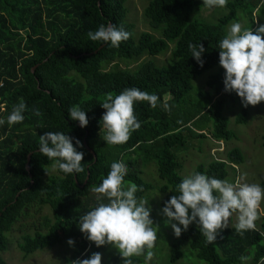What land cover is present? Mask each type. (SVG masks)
<instances>
[{"label":"trees","instance_id":"16d2710c","mask_svg":"<svg viewBox=\"0 0 264 264\" xmlns=\"http://www.w3.org/2000/svg\"><path fill=\"white\" fill-rule=\"evenodd\" d=\"M128 2L0 0V118L5 120L0 125V264H8L5 255L15 231L21 233L17 246L24 259L57 247L73 250L63 264L88 258L93 252L102 255L106 244L97 247L89 241L78 220L101 202L97 196L102 194L91 189L107 175L113 161L127 164L124 180L140 186L136 196L144 200L154 190L145 170L153 166L154 173L147 178H154L157 171L163 207L183 178L179 172L184 152L201 139L226 143L236 137L224 115L226 106L229 112L239 104L236 123H247L252 105L243 106L235 92L224 90L218 41L242 16H247V29L255 32L263 24L256 19L264 0H227V12L214 23L198 17L205 7L203 0H146L143 14L154 33L136 31ZM195 14L197 18L192 19ZM109 23L131 33L119 47L91 41L87 36L89 30ZM199 42L206 49L202 66L188 48L189 43ZM169 51V63L160 65L157 58ZM133 63L138 64L131 67ZM213 69L208 75L209 90L200 88L195 94L193 83ZM131 87L155 93L157 106L135 102L134 115L141 127L127 142L108 145L103 140L107 130L101 121L106 110L100 104L108 94L115 96ZM21 100L27 106L25 119L8 125V114ZM76 104L86 111L88 124L83 128L67 114ZM48 131L64 132L82 142L83 148L78 150L85 153L83 172L64 174L40 154L39 136ZM73 143L75 146V140ZM30 154L29 173L26 166ZM244 160L242 150L235 147L226 153V159L199 163L194 170L227 179L229 169L236 175V167ZM260 185L264 186V179ZM218 232L220 235L209 244L197 225L190 224L172 245L170 263L183 260L187 250L206 264H241L239 257L248 256L251 250L254 264L264 260V214L258 215L255 228L243 235L234 226ZM69 238L75 241L73 246L68 245ZM131 259L133 264L144 262L138 256ZM101 264H123V258L114 254L108 260L102 258Z\"/></svg>","mask_w":264,"mask_h":264},{"label":"clouds","instance_id":"9594fccd","mask_svg":"<svg viewBox=\"0 0 264 264\" xmlns=\"http://www.w3.org/2000/svg\"><path fill=\"white\" fill-rule=\"evenodd\" d=\"M226 3L227 0H203L208 8L223 7ZM130 35L123 26L111 23L107 26L101 24L87 33L91 41L104 42L111 47H119L121 41L128 40ZM188 48L191 56L202 66V54L206 51L204 45L201 42L189 43ZM218 49V63L224 69V90L235 92L245 107L264 101V24L253 32L242 28L239 21L231 23L218 41ZM138 101H147L150 107L155 108L158 96L131 87L115 96L108 94L100 104L106 110L101 117L107 130L103 137L106 144H123L133 131L141 127V122L134 115V103ZM26 107L23 100L15 104L7 116V124L22 122ZM67 114L73 121H78L80 127L87 126L86 111L80 105L70 106ZM4 123L5 120L0 118V125ZM38 146L40 154L53 161V169L64 174H78L85 170L82 163L85 153L78 150L83 148L79 139L64 132L48 131L39 136ZM127 171L128 166L122 160L111 163L107 175L91 189L102 194L97 196L101 202L80 215L78 225L97 247L112 244L123 258V264H133L131 257L151 249L157 232L150 218L152 208L146 206L148 201L136 196L140 186L124 180ZM262 200L264 186L258 183H233L194 170L180 180L176 193L164 202L160 214L166 217L164 223L171 226L175 236L179 237L182 231H187L189 225L195 223L206 242L211 244L220 235L218 230L229 226L234 212L238 213L234 226L236 232L243 235L245 231L254 229ZM67 243L73 246L75 241L69 238ZM145 255L146 260H150L153 253L146 251ZM239 259L241 264H246L249 257L241 255ZM101 261V253L93 252L88 258L73 260L72 264H101Z\"/></svg>","mask_w":264,"mask_h":264},{"label":"rangeland","instance_id":"374dc122","mask_svg":"<svg viewBox=\"0 0 264 264\" xmlns=\"http://www.w3.org/2000/svg\"><path fill=\"white\" fill-rule=\"evenodd\" d=\"M147 5L146 0H129V12L130 19L133 21L136 27L137 32H151V28L148 25V22L144 18V9ZM227 12L225 6L223 7H214L208 8L204 7L201 12L198 14V17L202 20H207L209 23H214L219 16ZM241 17V16H240ZM196 14L192 19H196ZM263 22L264 24V7L258 12V17L256 21ZM129 22V17H128ZM240 23L242 28H247L249 22L247 16H242ZM154 33V31H152ZM159 36L158 33H155ZM171 58V51L159 56L158 62L160 65L169 63ZM138 63H133L131 67H135ZM124 67V65H122ZM217 69V68H215ZM207 71L202 76H200L194 83V93L198 91L209 90L207 85L208 75L213 72ZM227 106L225 108L224 115L229 120V129L235 132L236 137L229 142H219L211 139H201L193 145V149H190L188 152L183 153V168L179 172L182 177L188 175L199 163L211 162L213 159H226V153L235 147H238L242 150L245 157L244 163L236 167L235 171L229 169V176L226 180L233 183H258L260 184L261 180L264 179V148L262 147V135L264 133V101L258 103L257 105H252L249 116L246 124H237L236 118L241 110L239 104L234 106V110L227 112ZM147 177L149 174L154 173L153 166H147L145 169ZM155 175V177H154ZM152 175L154 178L146 180L150 181L154 185V190L150 192L146 201H148L146 206L152 208L150 213V218L153 220L154 227L156 228L157 238L153 243L151 249H145L146 251H152L153 256L150 260H146L145 253L139 255H134L141 257L143 259L142 264H171L169 261L170 249L172 245L177 241V236L172 235V228L170 225L165 224L164 221L166 217L160 214L162 208L163 195L159 193L158 187L162 185L158 177L157 171ZM45 213H49L46 210ZM50 214V213H49ZM264 214V200L261 201L258 215ZM238 213L234 212L229 220V226H235L237 222ZM158 226V227H156ZM220 230V229H219ZM218 230V231H219ZM21 233L15 231L12 233L10 239V249L9 252L5 255V259L8 264H63V259L72 254V249H66L64 247H57L54 249H45L43 251H38L35 254L29 256L27 259H24L23 254L18 249L17 242ZM120 254L119 251L113 247L112 244H106L102 252V258L108 260L112 255ZM253 254L254 250H251L248 254V261L246 264L253 263ZM176 264H206L204 261L199 260L190 250L186 251L184 259Z\"/></svg>","mask_w":264,"mask_h":264},{"label":"water","instance_id":"95a60500","mask_svg":"<svg viewBox=\"0 0 264 264\" xmlns=\"http://www.w3.org/2000/svg\"><path fill=\"white\" fill-rule=\"evenodd\" d=\"M78 125H79V123H78ZM80 126V125H79ZM85 146H86V148H87V150L94 156V158H95V160H96V155H95V152L91 149V148H89V146H88V144H87V142L85 141ZM30 161H31V154L28 156V163H27V166H26V170L30 173Z\"/></svg>","mask_w":264,"mask_h":264}]
</instances>
